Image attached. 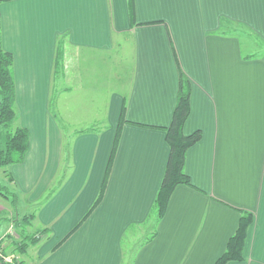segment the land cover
<instances>
[{"label":"crops","instance_id":"obj_1","mask_svg":"<svg viewBox=\"0 0 264 264\" xmlns=\"http://www.w3.org/2000/svg\"><path fill=\"white\" fill-rule=\"evenodd\" d=\"M0 2L3 48L14 57L16 124L30 132L25 162L7 171L31 204L65 172L27 228L45 234L19 264H216L240 211L254 221L244 260L228 264H264V57L245 55L241 39L264 44V0H134L133 19L128 0ZM61 39L64 69L56 76ZM123 45L133 66L115 73L108 57ZM181 74L192 88L184 133L203 137L186 157L193 186H177L153 229ZM114 77L126 80L118 90ZM57 81L59 117L51 111ZM96 81L105 82L108 98L92 90ZM74 105L82 106L86 131L76 137L65 127ZM123 107L103 198L84 219L101 193ZM145 225L152 233L133 249L129 236Z\"/></svg>","mask_w":264,"mask_h":264},{"label":"trees","instance_id":"obj_2","mask_svg":"<svg viewBox=\"0 0 264 264\" xmlns=\"http://www.w3.org/2000/svg\"><path fill=\"white\" fill-rule=\"evenodd\" d=\"M130 15L134 18V0H128ZM1 5V2H0ZM65 40H59L57 57L55 62V75L58 76L60 71L64 69V51L63 44ZM260 57V55L250 56ZM263 57V56H261ZM14 57L12 53L7 52L3 48L2 41V18L0 10V93L2 98L0 99V170L4 169L7 175V181L2 182L0 180V196L8 201H11L14 208L19 203V195L12 188V185H16L14 176L6 170L7 167L13 165L23 164L27 158L30 149V132L26 128L18 127L16 122L18 119L16 111V83L14 77ZM62 74V73H61ZM191 93L192 88L187 78L181 74L178 102L174 110L172 123L166 131V140L170 147V157L167 165V169L164 175L162 185L157 193L155 204L153 208L154 222L153 229L157 224L164 218L169 201L179 185L193 186L190 177L185 171L186 157L189 149L199 143L203 137L201 131H197L191 135H185L184 125L188 120L191 113ZM125 123V107L122 109V114L117 129L114 147L112 150L110 163L107 169L106 177L101 189V193L94 203L89 215L96 209L100 204L108 180V175L111 170V165L115 157L116 149L119 143L122 127ZM69 150V146L66 147L65 151ZM241 218L236 233L230 238L225 253L218 259L216 264H228L230 262H241L244 260V248L248 236L250 226L253 224L254 217L251 213L240 211ZM35 214L25 215L22 219L19 217L11 220L4 219V221L14 224L22 231L25 236L22 241L17 244L16 252L19 254H25L29 247L36 245L45 231H39L32 236L26 234V230L29 224L33 221ZM80 225H78L72 232L74 233ZM157 233L146 241L149 243L155 238ZM2 260L0 259V262Z\"/></svg>","mask_w":264,"mask_h":264},{"label":"rangeland","instance_id":"obj_3","mask_svg":"<svg viewBox=\"0 0 264 264\" xmlns=\"http://www.w3.org/2000/svg\"><path fill=\"white\" fill-rule=\"evenodd\" d=\"M241 39H242L243 49H244L243 52L245 53V55L255 53L257 55L264 57V44L262 42H260L259 39H258V41H255V39H253L251 41L250 36H247V34H243L241 36ZM125 49H126V47H125V45H123L119 49L115 50V53H113L112 57H108L110 59H113V62H114L113 67H114L115 73L119 72L118 68L120 66L123 68H126V69H130L133 66V62H132L133 56H130V55H132L131 48L130 47L127 48L126 56L124 55ZM97 62L100 63L101 59L99 58L97 60ZM97 69L99 70L98 67H97ZM61 73H62V71H60L59 75H61ZM93 77H98V75L97 74L93 75ZM123 82H124V84L126 83L125 78L119 79L118 77H114L112 79V89L118 90V88L123 86L122 85ZM102 84H103V88H102ZM102 84L100 81H96V87H92V90H94V91L96 90V92L99 95L103 93L104 95L107 96L105 98H108L109 93H107V90L105 87V82H103ZM59 85H60V83L57 81L54 96L51 100V109H52L51 111L53 112V115L58 116V117H59V115H58L59 110H58V106H57L58 105L57 99H58V95H59V91H58ZM91 86H92V84H91ZM64 87H68V86L64 85ZM109 88H110V84L107 85L108 91H109ZM79 94H81L80 90L75 93V96H78ZM1 98H2V95L0 93V99ZM100 99L101 98L98 96V98H97V100L99 102L98 104H100L102 102V100H100ZM100 110H102V106L97 105V112L96 113L100 114L99 113ZM65 112H66L65 114L67 115L66 126H65V127H67L66 133L71 135V136H75V137L79 134L86 133V131L82 130V129H85V126H83V123L81 124V122L79 121V120H83V118L85 119V117H83V116L80 117V112H82V106L80 107V105H74V107H71V109L69 111H65ZM80 118H82V119H80ZM72 124L73 125L76 124L75 127H78V128H76V131L69 129L70 125H72ZM88 127L95 129L94 127H97V126H88ZM70 152H71V148H70ZM64 153H69V151H65ZM65 160H67L66 157H65ZM6 170H7V168H6ZM64 171H66V169ZM8 172H10V171L8 170ZM60 175H62V176L59 177L55 181V183L51 186V189L48 192V195L55 193L56 191H58L61 188V184L63 183V181L65 179V172H62ZM0 180L2 182L7 181V175L4 172V169L0 170ZM12 188L15 189V192L19 195L20 199H22V200H20L19 203L17 204V207L14 208L11 201H8V200H6L0 196V245H2V248L5 249V253H6L7 257L10 260H12L14 264H16V260H17V263H19L20 262L19 259H22V258L23 259H29V256H31L29 251L32 248V246H31V248L29 247L30 248L29 251L27 250V252L25 254L20 255L19 253H17L15 250L16 246H17V244H19L22 241L25 234H23L22 231L18 229V227L14 224V222L10 221V223H8V222L4 221V219L11 220V219L16 218V217H19L22 219L25 215L36 213L43 204L47 203L46 199H49V196L48 195L46 197L43 196L39 201L31 204L29 202L28 197L23 196L22 194H19V193H21V191L19 190L17 183H16V185H12ZM150 233H152V229L145 225L141 229H139V231H136L133 234H130L129 240H130L131 247L134 246L133 249L134 248L136 249V247L138 245H140V242L145 237L146 238L149 237ZM26 234L32 236L34 234V229H32V230L27 229ZM33 246H35V245H33ZM127 247L129 248V252H131L133 250V249H131L130 245L129 246L127 245ZM31 252H33V250ZM17 256H18V259H15V258H17ZM22 256H24V257H22ZM0 264H5V263L3 261H1ZM9 264H11V263H9ZM21 264H28V262H22Z\"/></svg>","mask_w":264,"mask_h":264},{"label":"built area","instance_id":"obj_4","mask_svg":"<svg viewBox=\"0 0 264 264\" xmlns=\"http://www.w3.org/2000/svg\"><path fill=\"white\" fill-rule=\"evenodd\" d=\"M0 259H1L5 264H9V263L14 264L13 261L10 260V259L7 257V255H6V253H5V249L2 248V245H0ZM15 259H18V256H17V258H15ZM16 264H19V263H17V260H16Z\"/></svg>","mask_w":264,"mask_h":264}]
</instances>
